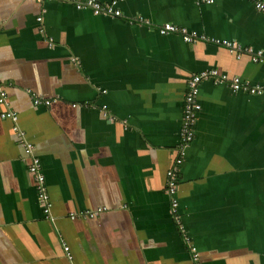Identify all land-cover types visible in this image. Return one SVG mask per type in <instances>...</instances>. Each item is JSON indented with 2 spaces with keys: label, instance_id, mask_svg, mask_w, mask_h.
I'll return each mask as SVG.
<instances>
[{
  "label": "crops",
  "instance_id": "crops-1",
  "mask_svg": "<svg viewBox=\"0 0 264 264\" xmlns=\"http://www.w3.org/2000/svg\"><path fill=\"white\" fill-rule=\"evenodd\" d=\"M117 8L121 17L0 0V82L51 203L45 218L14 123L0 118V264H192L185 238L198 264H264V93L203 81L180 167L179 224L164 193L188 77L215 69L264 87V62L156 27L264 53V12L250 0H118ZM137 16L152 26L128 21ZM32 95L51 103L34 105ZM97 208L95 218L69 217Z\"/></svg>",
  "mask_w": 264,
  "mask_h": 264
},
{
  "label": "built area",
  "instance_id": "built-area-1",
  "mask_svg": "<svg viewBox=\"0 0 264 264\" xmlns=\"http://www.w3.org/2000/svg\"><path fill=\"white\" fill-rule=\"evenodd\" d=\"M37 2L44 1H58L67 4L73 5L78 10L89 9L94 15H103V16H112V17H121V12L117 8L118 0H111L109 2H102L101 0H36ZM200 3L211 4L213 0H198ZM253 4V7L259 11L264 12V0H250ZM42 18L38 17L37 22H41ZM132 24H144L147 27L152 25L149 21L143 19L142 17L130 18L128 20ZM157 27V32L160 35L176 34L181 37V39L186 43L197 42L198 40L209 41L216 45H221L226 47L230 52L235 54L237 58L241 55H248L254 63H263L264 62V53L262 50H254L250 47H241L238 43L215 38H207L205 36H198L194 33L187 32L184 28L172 24H162ZM52 43H50V46ZM211 81L213 85L225 84L233 92H242L249 95H261L264 93V87L259 85H253L248 81H243L239 77H228L221 74L218 70L212 69L206 72H201L198 74H192L186 80V91L183 98V109H182V119L181 126L179 130V144L176 148L177 155L175 156L170 168L166 172L164 193L169 197L170 204V214L172 215L175 223H180L178 216V200L177 193L179 187L180 179V167L184 160V151L193 141L195 136V126L196 120L201 106L198 102L199 86L203 81ZM31 94L30 90H27ZM32 101L34 105L45 104L50 105L49 100H42L40 97L32 95ZM0 105L5 106L6 110L0 113L1 119H9L14 123L13 132L17 135L20 145L23 148L24 154L28 157L29 163L27 167L28 173L32 176L34 187L37 193L38 202L40 204L41 210L45 218H51L50 214V199L47 193L44 176L41 170V163L39 158L33 153V145L25 139L23 132L16 125L17 116L16 114L7 108V94L3 84L0 82ZM106 107H103L105 110ZM107 120L112 122L113 118L111 116H106ZM102 211V208H97L92 211H77L69 214L71 219L76 217H89L95 218ZM185 244L189 248L192 264H198V254L196 248L189 243L188 238L184 239ZM62 247L65 253V256L68 260H71V254L69 252L68 246L62 242Z\"/></svg>",
  "mask_w": 264,
  "mask_h": 264
}]
</instances>
